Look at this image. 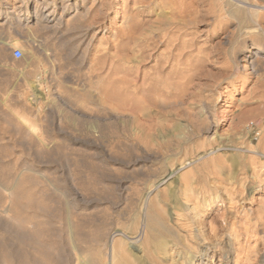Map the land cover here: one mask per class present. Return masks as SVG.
<instances>
[{
  "label": "rangeland",
  "instance_id": "374dc122",
  "mask_svg": "<svg viewBox=\"0 0 264 264\" xmlns=\"http://www.w3.org/2000/svg\"><path fill=\"white\" fill-rule=\"evenodd\" d=\"M52 1L0 0V264H264V0Z\"/></svg>",
  "mask_w": 264,
  "mask_h": 264
},
{
  "label": "bare ground",
  "instance_id": "6f19581e",
  "mask_svg": "<svg viewBox=\"0 0 264 264\" xmlns=\"http://www.w3.org/2000/svg\"><path fill=\"white\" fill-rule=\"evenodd\" d=\"M28 1H30V0H20V3H21V5L22 4H25V3H27ZM230 1V0H229ZM229 1H227L228 3H229ZM41 2H43L44 3V12H48L49 13V8H50V6L53 4V1L52 0H41ZM234 3V2H233ZM232 3V4H233ZM26 5V4H25ZM20 5H18V7H19ZM23 6V5H22ZM14 8H16V6H14ZM35 10H33V12L31 11V13H33L34 15H37L38 13H40L41 12V9L36 5V3H35ZM238 12H236V14H237ZM239 13H241L240 11H239ZM243 13V12H242ZM242 13H241V15L239 14V16H242ZM244 14V13H243ZM43 15V14H42ZM247 52H251V54H260V53H264V47H261V46H254L253 48H251L250 50H247ZM250 149V148H249ZM253 149V148H252ZM251 149V150H252ZM260 153V152H259ZM261 154V153H260ZM253 155V154H252ZM262 155V154H261ZM204 156H206V152H203V154H196L194 157H193V155H192V157L194 158V159H192L193 161H196V160H201V161H199L200 163L199 164H201V169H207L208 168V165H207V162H206V160H203V158H204ZM259 156V155H258ZM191 157V158H192ZM255 157H257V155L255 156ZM260 157V156H259ZM258 157V158H259ZM205 159V158H204ZM209 159H212V158H210L209 157ZM214 159V158H213ZM216 159V158H215ZM254 159V158H253ZM203 160V161H202ZM259 160V159H258ZM185 161H180L179 162V165H181L180 166V168H183L182 167V164L184 163ZM209 162H211V161H209ZM208 162V163H209ZM257 163H259L258 161H257ZM260 164V163H259ZM195 165V164H194ZM212 165H213V163H212ZM256 165V164H255ZM214 167V166H213ZM180 172V171H179ZM207 172V171H206ZM176 173H177V170H176V168L174 167V168H170V172H169V174H170V177L169 178H172V177H174L175 175H176ZM163 175V174H162ZM180 176H181V173L179 174ZM182 176H183V174H182ZM188 174H186V177L188 178ZM176 177V176H175ZM174 177V178H175ZM185 177V179H187ZM184 178V177H183ZM199 179V178H198ZM197 179V180H198ZM161 180H163V179H161ZM180 181V180H179ZM186 181H188V180H186ZM166 183V182H165ZM181 183V182H180ZM164 184V183H163ZM189 186V185H188ZM157 187V186H156ZM167 187V186H166ZM198 187V186H197ZM202 187V186H201ZM163 189V188H162ZM161 189V190H162ZM160 190V189H159ZM186 190L188 191V195H189V193H190V191H191V188H186ZM164 192V191H163ZM181 192H183V191H181ZM149 193V192H148ZM164 194H168V192L167 193H165L164 192ZM172 194H174V192L172 193ZM181 194H183V193H181ZM185 194V193H184ZM170 195V194H169ZM190 195H191V193H190ZM165 196V195H164ZM172 196V195H171ZM184 196V195H183ZM170 197V196H169ZM180 197V196H179ZM185 197V196H184ZM189 197V196H188ZM192 197V196H191ZM160 198V197H159ZM163 198V197H162ZM199 198V197H198ZM197 198H195V199H193L194 200V202H195V200H196ZM144 201H145V199H144ZM157 203V202H156ZM175 203V202H174ZM197 203V202H196ZM149 204V203H148ZM147 204V205H148ZM195 204V203H194ZM152 205V204H151ZM196 206V205H195ZM153 207V206H152ZM159 207V206H158ZM195 208L196 207H193L192 208V215H194L195 214ZM152 210L154 209V208H151ZM165 209V208H164ZM167 209V208H166ZM151 210V212L152 213H150V212H148V214L150 213V219H153V220H155V224L157 225V227H160V229L162 230L160 233H166V234H170V233H172L173 232V230L174 231H176L175 229H174V227H173V225L172 224H174V222H169V218L166 216V214H163L162 212H161V210H160V208L157 210V212H153ZM191 210V209H190ZM149 211H150V209H149ZM173 214H175V220H178L179 219V214L178 213H174V212H172ZM135 216V215H134ZM148 217V216H147ZM192 217H194V216H192ZM173 218V217H172ZM191 218V217H190ZM132 219V218H131ZM145 219V218H144ZM143 219V220H144ZM194 219V218H193ZM192 219V220H193ZM129 220V219H128ZM171 220V219H170ZM145 221V220H144ZM148 221V220H147ZM179 221V220H178ZM189 222V221H188ZM136 223V222H135ZM170 223H171V225H170ZM117 227V226H116ZM232 228V227H231ZM231 228H230V230H231ZM177 229V228H176ZM147 230H148V228H147ZM178 230V229H177ZM180 230V229H179ZM118 232V231H117ZM143 232V231H142ZM177 233V232H176ZM122 234V233H121ZM140 234V233H139ZM153 234V233H152ZM165 234V235H166ZM149 235V234H148ZM147 235V236H148ZM188 235V234H187ZM190 235V234H189ZM118 236V235H117ZM185 236V235H184ZM231 236V235H230ZM139 237V236H138ZM152 237V236H151ZM190 237V236H189ZM142 238V237H141ZM156 238V237H155ZM231 238V237H230ZM140 239V238H139ZM107 241H109V240H107ZM117 241V240H116ZM135 241V240H134ZM119 242H121V239L119 240ZM176 242V241H175ZM115 244L117 245V243L115 242ZM119 244V243H118ZM107 245V244H106ZM121 244H119V246H120ZM140 245L142 246L143 244L142 243H140ZM139 245V246H140ZM112 247V246H111ZM118 247V246H117ZM106 248V247H105ZM120 248V247H119ZM122 248V247H121ZM123 249V248H122ZM122 249H121V255H122ZM106 250V249H105ZM113 250V249H112ZM148 250V249H147ZM115 251V250H114ZM142 251V250H141ZM112 252V251H111ZM110 252V253H111ZM116 252H118L117 250H116ZM116 252H114L115 254H116ZM143 252V251H142ZM144 253V252H143ZM142 253V254H143ZM151 253V252H150ZM164 253V252H163ZM97 254V253H96ZM101 254V253H100ZM145 254V253H144ZM89 255V254H88ZM111 256H112V254H110ZM119 255V254H118ZM121 255H120V257H121ZM98 256V255H97ZM130 257V256H129ZM144 257V256H143ZM146 258H147V256H145ZM157 257V256H156ZM97 259H98V261H99V258L97 257ZM117 259V258H116ZM81 260V259H80ZM118 260H120V259H118ZM127 262H128V260H126ZM147 261H149V260H147ZM115 262H116V264H118V263H120V262H117L116 260H115ZM114 262V257H111V264H114L115 263ZM98 263V262H97ZM131 263H133V262H131ZM139 263V262H138ZM129 264V263H128ZM156 264V263H155Z\"/></svg>",
  "mask_w": 264,
  "mask_h": 264
},
{
  "label": "built area",
  "instance_id": "2783aa9c",
  "mask_svg": "<svg viewBox=\"0 0 264 264\" xmlns=\"http://www.w3.org/2000/svg\"><path fill=\"white\" fill-rule=\"evenodd\" d=\"M12 56L16 59L20 58L22 56V50L20 48H14L12 50Z\"/></svg>",
  "mask_w": 264,
  "mask_h": 264
}]
</instances>
